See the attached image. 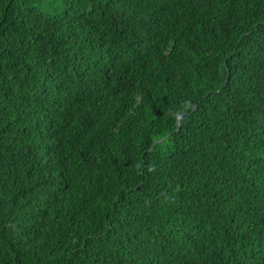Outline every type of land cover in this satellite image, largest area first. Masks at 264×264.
I'll return each mask as SVG.
<instances>
[{
    "label": "trees",
    "instance_id": "trees-1",
    "mask_svg": "<svg viewBox=\"0 0 264 264\" xmlns=\"http://www.w3.org/2000/svg\"><path fill=\"white\" fill-rule=\"evenodd\" d=\"M0 264H264V0H0Z\"/></svg>",
    "mask_w": 264,
    "mask_h": 264
},
{
    "label": "water",
    "instance_id": "water-1",
    "mask_svg": "<svg viewBox=\"0 0 264 264\" xmlns=\"http://www.w3.org/2000/svg\"><path fill=\"white\" fill-rule=\"evenodd\" d=\"M176 125H178V123H176Z\"/></svg>",
    "mask_w": 264,
    "mask_h": 264
}]
</instances>
